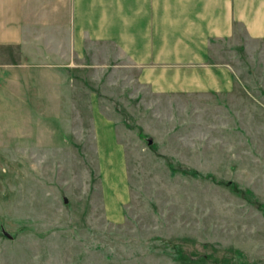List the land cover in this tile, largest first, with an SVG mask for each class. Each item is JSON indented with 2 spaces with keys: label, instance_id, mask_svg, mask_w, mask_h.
<instances>
[{
  "label": "rangeland",
  "instance_id": "374dc122",
  "mask_svg": "<svg viewBox=\"0 0 264 264\" xmlns=\"http://www.w3.org/2000/svg\"><path fill=\"white\" fill-rule=\"evenodd\" d=\"M214 59L233 66L231 93L168 97L101 54L111 67L72 73L64 119L31 111L21 72L0 99V264H264V41L225 40ZM91 90L125 146L118 215Z\"/></svg>",
  "mask_w": 264,
  "mask_h": 264
},
{
  "label": "crops",
  "instance_id": "0c3cea01",
  "mask_svg": "<svg viewBox=\"0 0 264 264\" xmlns=\"http://www.w3.org/2000/svg\"><path fill=\"white\" fill-rule=\"evenodd\" d=\"M241 36L264 41V0H0V99L20 89L22 72L31 111L68 118L78 87L72 73L111 67L101 54L123 56L152 94L226 95L235 70L214 59L216 47ZM90 101L108 212L118 215L129 192L125 146L96 90Z\"/></svg>",
  "mask_w": 264,
  "mask_h": 264
}]
</instances>
